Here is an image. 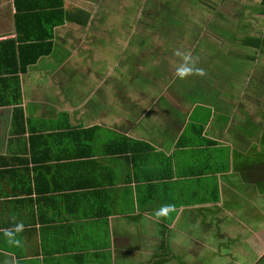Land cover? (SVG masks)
<instances>
[{
  "label": "crops",
  "instance_id": "obj_1",
  "mask_svg": "<svg viewBox=\"0 0 264 264\" xmlns=\"http://www.w3.org/2000/svg\"><path fill=\"white\" fill-rule=\"evenodd\" d=\"M64 4L88 17L56 26L21 72L18 8L0 0V93L21 87L0 106V264H264V98L242 101L264 85L235 69L165 84L169 56L146 68L139 29L115 34L138 0ZM21 221L11 246L3 230Z\"/></svg>",
  "mask_w": 264,
  "mask_h": 264
},
{
  "label": "rangeland",
  "instance_id": "obj_2",
  "mask_svg": "<svg viewBox=\"0 0 264 264\" xmlns=\"http://www.w3.org/2000/svg\"><path fill=\"white\" fill-rule=\"evenodd\" d=\"M126 1L130 2L132 0ZM259 2L260 0H138L139 5L136 14L127 17L128 19H133V25H131V27L126 26L122 28L121 24H118L120 27L115 29V34L119 40H122L123 36L120 35L121 31L128 35H132L135 29L145 31V29L139 25L141 24V19H144L145 21L146 31L147 25L152 26L153 24H159L158 22L155 23L151 18H148V14L156 9L155 6L159 8L161 7L159 11L164 17L162 21H171L173 20L174 15L182 21V26L174 24L172 34L177 35L175 36L176 41L172 43L166 55L162 56L163 52L161 51L149 55L148 51L151 49L149 48V44L165 50V48H163L165 47L163 38L171 35L172 25L167 26L168 29L166 30V33H163L164 36L161 35L160 32L155 31L154 25L152 31L153 35L150 41L153 42V44L149 43L146 49L147 52L142 53V55L138 56L136 60L139 61L140 59L141 63L143 57H146L144 60H148L146 66V68H148V65L154 63V59L152 58L156 57L160 59V65L165 67V63L161 61L169 56V66L170 69L173 70V75L172 79H168L165 84L197 86L202 84L203 80L207 81L205 80L206 74L225 75L229 70L234 68L239 71L240 76H238L237 79H243L241 80L243 86L248 87L249 81H254L255 84L259 83V85H264V52L257 51L259 53H256L257 58L254 61H248V59L241 60L237 56V52L252 51L250 49L242 48L239 45L242 36H259L264 32V16H260L255 11L260 8ZM173 4L178 6V8H175ZM116 10H118L117 7ZM239 13H242V15ZM188 15L190 17H188ZM116 18L118 21L122 20V14H116ZM229 29L233 30L235 36L239 39L235 44H231L232 42L227 40L228 38L225 33L227 31L229 32ZM177 31L179 32L176 33ZM149 32L151 31L149 30ZM177 49L190 51L194 57L198 58V66L203 68L206 74L202 77L189 76L185 79L177 78L175 76V68L179 63V58L174 55V52ZM229 50L236 52V58L227 59V56L230 55ZM215 55L219 59H215ZM136 60L134 62H137ZM212 61H217V65L212 64ZM206 65L209 66L206 68ZM255 70H257L258 77L251 79ZM231 76L232 73L228 77ZM132 77L133 75L130 76L131 79ZM213 79L214 75L208 81L214 83ZM240 80H238L237 84H241V82H239ZM230 87L231 86H229V88ZM233 90L234 89L231 88V92ZM263 90L264 86L257 89V94H255L256 92L254 90L251 91L250 88H242V101L249 100L251 97L249 94L255 95L262 100L264 98ZM237 93V97L240 96V92L238 91Z\"/></svg>",
  "mask_w": 264,
  "mask_h": 264
},
{
  "label": "trees",
  "instance_id": "obj_3",
  "mask_svg": "<svg viewBox=\"0 0 264 264\" xmlns=\"http://www.w3.org/2000/svg\"><path fill=\"white\" fill-rule=\"evenodd\" d=\"M35 2V3H33ZM16 6L18 8V11L16 13V26H17V38L15 39V42H17V69L19 67L21 72H26L28 70V67L31 64L36 63L40 57L43 55H47L52 51L53 43L51 39L54 36V28L60 24H63L66 19L68 20H77L78 18H81L83 16L88 17V13L82 11L81 9H77L74 12L66 11L64 10V0H15ZM160 6V4L158 3ZM175 8H178V6L174 5ZM259 10H255L260 16H264V0H260L259 2ZM64 8V9H63ZM156 9L152 10L150 14H148V18H151L155 23L158 22L159 24H153L152 26L147 25V31L145 26L144 19H141V27L145 29V31L139 29L136 33L137 37L141 38V44H149L153 42H150L152 39V31L153 27L155 25V31L160 32L161 35L164 36L163 33H166V30L168 29V25L171 26V35L166 36L163 38V41L165 42V50H162L161 48H158L157 46H152L149 44V48H151L148 53L154 54V52L161 51L163 52L162 56L166 55L168 50L170 49V46L173 42L176 41L175 36L173 35L172 31L174 28V24L178 26H182V21L179 18H176V15L173 16V20L169 21H162L163 16L162 13L159 11L160 8L155 6ZM242 15V13H239ZM188 17H190L188 15ZM244 18V17H243ZM174 21V22H173ZM171 24H170V23ZM42 24H45V26H48V34L42 35L39 32V28L42 26ZM31 28L29 33L27 32V28ZM149 30L151 32H149ZM177 31L176 33H178ZM227 36V40L232 42L231 44H235L237 40H239L235 36V32L231 29H229V32L227 31L225 33ZM50 40L45 41L44 40ZM239 45L242 48L250 49L252 51L250 52H237V56L239 59H248V61H254L257 56L256 53L264 52V32L262 35L255 36V35H246L242 36L240 38ZM230 51V50H229ZM259 51V52H257ZM231 53L234 51H230ZM227 54V53H226ZM215 59H219L215 55ZM165 62V60H164ZM211 63V62H210ZM212 64L217 65V61H212ZM160 66V65H159ZM234 69V68H232ZM230 71V70H229ZM229 76V74H227ZM6 79V78H2ZM18 80V77H17ZM16 80V81H17ZM13 98L10 100V98ZM21 98V87L20 84L17 85L16 89L13 88L12 91L0 93V106H4L7 104H16L18 105V101L20 102ZM16 115L15 118H18V114H20L21 118L23 119L22 112L19 108H16Z\"/></svg>",
  "mask_w": 264,
  "mask_h": 264
},
{
  "label": "clouds",
  "instance_id": "obj_4",
  "mask_svg": "<svg viewBox=\"0 0 264 264\" xmlns=\"http://www.w3.org/2000/svg\"><path fill=\"white\" fill-rule=\"evenodd\" d=\"M174 55L179 58V63L175 68V76L179 79H185L189 76H204L205 70L198 66V58L194 57L190 51L177 49ZM172 205H164L152 214L156 219L162 216H167L173 209ZM24 229L23 222H18L14 227L3 230V235L6 242L15 247L21 246V241L18 238L19 233ZM5 264H8L5 261Z\"/></svg>",
  "mask_w": 264,
  "mask_h": 264
}]
</instances>
